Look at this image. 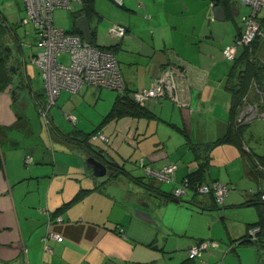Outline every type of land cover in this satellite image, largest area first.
Masks as SVG:
<instances>
[{
  "label": "crops",
  "instance_id": "obj_1",
  "mask_svg": "<svg viewBox=\"0 0 264 264\" xmlns=\"http://www.w3.org/2000/svg\"><path fill=\"white\" fill-rule=\"evenodd\" d=\"M108 1L113 0L95 1V13L88 22L92 34L96 32L97 45L116 46L114 54L127 88L144 89L167 66H172L182 72L181 102L169 97L154 100L148 108L156 117L123 118L106 125L102 132L109 143H94L103 149V162H114L118 167L109 165L107 175L96 178L86 167L89 151L77 133L85 131L88 125L85 116L77 114L82 105L71 101V92L62 90L56 108L50 107L47 120L43 117L44 95L36 86V77L41 76L31 62L37 53L35 28L33 44L28 45L23 18L9 22L0 14L1 56L11 77V84L0 90V264H181L189 258V248L197 240L209 239L195 225L196 239L184 243V225L178 224L182 234L173 232L176 228L169 221L168 227L164 225L162 214L166 209L162 206L176 203L166 202L165 191L138 182L125 162L144 157L153 168L177 163L175 186L197 168L192 155L190 159L188 155L184 157L191 154L188 139L206 143L226 133L231 102L226 83L233 62L224 57L223 48L245 31L243 18L251 14V9L234 0L236 4L230 10L223 8L225 20L220 22L215 19L211 0H124L123 6L117 5L119 11L108 7ZM115 24L126 26L125 38L108 33ZM25 46L35 51L29 53ZM59 60L68 64V54L61 55ZM85 91L92 93L98 103L108 97L110 109L118 95L108 89ZM58 110L63 111L64 121ZM69 114L76 117V127L69 121ZM243 124L249 125L244 134V149L264 157V149H257L264 148L261 138L251 131V123ZM132 144L138 158H128ZM214 154L218 160L223 157V164L219 169L214 155L212 168L218 167V173L211 179L228 184L230 194L242 192L244 184L251 180L264 188L262 180H254L237 146L223 144ZM226 154L232 158L227 164ZM123 165L124 170L119 168ZM82 189L91 191L64 208ZM251 197L247 195V200H243L241 194H236L228 208H256ZM187 199V208L196 206L190 202L191 196ZM221 206H226V200ZM197 207L202 212L216 211ZM137 210L151 214L156 224L146 221ZM59 215L63 217L60 224L55 220ZM245 224V233L239 236L245 235L253 223ZM49 231L63 238H49L50 253L45 252L44 242ZM227 236L229 243L240 238L230 230ZM239 247L237 259L226 257L223 245L206 251L196 259V264H216L223 255L224 262L218 264L263 261L264 252L251 246Z\"/></svg>",
  "mask_w": 264,
  "mask_h": 264
},
{
  "label": "built area",
  "instance_id": "obj_2",
  "mask_svg": "<svg viewBox=\"0 0 264 264\" xmlns=\"http://www.w3.org/2000/svg\"><path fill=\"white\" fill-rule=\"evenodd\" d=\"M24 4L25 17L22 24H32L36 33V47L38 51L32 56L31 62L41 72L44 81V87L48 95L46 109L53 106L62 90L71 93H78L84 86H91L99 89H109L123 91L126 88L120 64L116 56L108 51L101 50L86 43L84 39L76 34L56 28L54 24V12L57 8L77 7L83 0H22ZM118 6H123L124 0H113ZM242 4L251 9V14L244 16L245 31L238 36L232 44L226 45L223 49L224 57L232 62L235 61L239 51L244 46L251 45L256 38H264V30L257 20V15L264 10V0H240ZM214 8V6H213ZM109 33L119 39L127 35V28L121 24H115ZM68 54L69 63H63L59 57ZM182 72H179L172 66H167L159 76L151 80L148 88L134 93V98L140 105H145L149 101L163 98H171L180 103L179 78ZM256 87L257 85L254 84ZM259 91V90H257ZM45 108L41 110L43 117L47 120L48 115ZM261 111L259 104L245 101V106L238 118L239 123H252L257 119V113ZM68 119L75 124L77 119L69 114ZM264 119V113H261ZM104 142L108 139L104 135L99 136ZM144 166V160H140ZM258 164V170H264V166ZM178 165L169 164L159 170L145 168V172L160 183H171L177 173ZM187 181L182 187H178L176 195L186 194ZM264 189V188H263ZM203 193L212 192L217 203L223 204L230 193L228 185L215 182L211 186H204ZM264 200V191L262 192ZM58 224L63 222L62 216L55 218ZM259 229L250 230L251 236L257 235ZM49 238L61 241L60 234L49 231L44 238L45 252H51L47 245ZM220 244L213 239L195 242L188 251L190 259H200L209 249H218Z\"/></svg>",
  "mask_w": 264,
  "mask_h": 264
},
{
  "label": "trees",
  "instance_id": "obj_3",
  "mask_svg": "<svg viewBox=\"0 0 264 264\" xmlns=\"http://www.w3.org/2000/svg\"><path fill=\"white\" fill-rule=\"evenodd\" d=\"M95 1L96 0H83L82 4L80 6H77L78 9L73 11V27L71 30L66 31L67 33H73L83 38L82 34L79 32V30L76 27V21L81 16H84L87 18V20H89L88 18H90L95 13ZM211 1L214 4V6H217V5L221 6L225 10L226 9L230 10V8H232V6L236 4L234 0H211ZM259 22L264 30V23L262 21H259ZM92 40H93V43H92L93 47H96L101 50L108 51L114 54L116 50L115 49L116 46H100L96 44V32H93ZM1 52H2V49L0 48V90L6 88L8 85L11 84V77L5 65L6 61L1 56L2 55ZM232 62H233L232 63L233 71H231V75L226 83V89L231 95V102H230V108H229V123H228L227 131L223 136L215 139L212 142L197 143V142H193L191 139H188L187 145L189 146L190 148L189 151L191 155L193 156L192 162H195L197 164V168L188 172L184 176V178H182V180L179 181V183L174 186L172 191L164 192L166 195V198H165L166 202H175L177 204H182V203L187 202L185 201L184 198L189 195L191 196L190 202L192 204L199 206L201 208H204L206 210H217L219 209L221 205L224 204L223 203L219 205L212 192L210 193L202 192V189L204 186H211L213 183L219 182V181L211 179V172L213 170L212 167L214 165L213 163V157L215 155L214 151L223 144H233L237 146L244 160L250 166V171H251V174L254 180L256 179L257 181L264 180V173L258 170V164H257V161H258V163L264 166V157L258 156L257 154L253 152L252 149L249 152H247L244 149V142H245L244 134H245V131L248 129L249 125L241 124L238 121V118L245 106V101H248L250 103H257L259 104V109L261 111L264 110V103L263 104L261 103V101L264 100V95L262 94L264 92V38H260V37L256 38L255 41L251 45L244 46L243 48H241L235 61H232ZM40 76L42 78L41 72H40ZM254 84L258 86V89L260 91L252 92V90L254 89L253 88ZM84 87H91V86H84ZM141 90L142 89L132 91L128 89L127 86L123 91L115 90L118 95L111 109L104 116L101 123L90 132H85V131L77 132L78 134L79 133L81 134V135L79 134L80 136H82L80 142L89 151L88 152L89 156L91 154V155H94L96 158L100 159L101 161H104L102 160L103 156L101 155L102 153H104L103 149H101V147L99 146H96L94 142L99 141L103 143H109V138L102 132V130L104 129L106 125H108L112 121L113 122L118 121L123 118H147L149 119V118L156 117V114H152L150 112V109L148 108V104L151 101L147 102L145 105L142 106L139 103H137V101L135 100L134 93L137 91H141ZM45 94L47 96L46 97L47 101H45V104L47 105L48 103L47 91L45 92ZM44 108L46 109V107ZM48 110H50V108L46 109L47 114L49 113ZM76 124L77 122L74 124L75 127H76ZM100 135H104L108 139V141L107 142L102 141L99 137ZM141 159L144 160V166L140 164ZM129 162H132V161H130L129 159L125 163H129ZM134 164H136V166L138 165V167L143 169L144 172H145V168L159 170L162 167L169 165L167 164L160 168H153L144 157L138 159L136 162L134 160ZM170 164H177V163H170ZM109 165H113L114 167L115 163L109 162ZM115 167L117 168L118 166L116 165ZM119 168L124 170V165ZM178 170H179V165H178ZM144 177L148 178L150 182H146L143 180V178H140V177H137L136 180L140 183H144V184L146 183V186L152 189H157L163 192L162 189H160V187L158 186L159 182L155 180L152 176L148 175L145 172ZM185 181L188 182L187 188L185 190L186 194H182L179 196L176 195L175 193L176 190L178 189V187H182V185L185 184ZM173 183H175V180H173ZM90 191L91 190H85V189L80 190L79 193H77V195L70 202L64 205V208H67L71 206L72 204L82 200L83 197ZM263 191L264 189L259 190V192L257 193H255L253 190L249 192V195L252 196L251 197L252 199L250 200V202H254L255 205L257 206L256 208L258 209V212H259V220L256 223H253L249 226L248 232L245 235L241 236L240 238L236 240L231 241V243L229 244L230 248L226 250L225 256L228 254V252L231 249H232L231 251H234L239 246H251V247L256 248L259 251L264 252V200H262V196H261ZM202 196H205L208 198L207 203H204V202L202 203V200H201ZM256 228L259 229V232L257 233V235L251 236L249 234L250 230L256 229ZM203 240H207V239H199L197 241L199 242ZM263 262H264V258H263ZM181 264H196V259L188 258Z\"/></svg>",
  "mask_w": 264,
  "mask_h": 264
},
{
  "label": "rangeland",
  "instance_id": "obj_4",
  "mask_svg": "<svg viewBox=\"0 0 264 264\" xmlns=\"http://www.w3.org/2000/svg\"><path fill=\"white\" fill-rule=\"evenodd\" d=\"M107 4L109 5L108 7H112L113 10H118L119 11V7L112 1H108ZM244 5V4H243ZM112 10V11H113ZM73 11H75V7H72V10H69L68 8H57L54 12V24L56 26V28L63 30V31H69L72 29L73 27ZM246 11H248L249 14V9L247 8ZM0 14L5 17L9 22H16L19 19H22L25 17V10H24V4L22 0H0ZM258 20L262 21L264 23V10L259 12L258 15ZM3 21V20H2ZM0 21V22H2ZM5 24V23H4ZM104 27L107 26V23L104 22ZM33 25L32 24H28L25 25V27L23 26V31H25V39H26V43L28 45H32L33 44V40H34V32H33ZM112 28V27H111ZM110 28V29H111ZM230 28L233 29L234 25L233 23L230 25ZM110 29H108V33L110 31ZM26 44V45H27ZM36 46V45H35ZM27 48V46H25ZM38 48H35V50ZM34 49H32V47H29V49L27 48V51L29 53L35 51ZM31 66V64H30ZM32 67V66H31ZM31 70H34V68H31ZM35 71V70H34ZM36 80H38V83L36 84V86H40V93L44 95L43 99L44 101H47L46 99V90L44 89V82L42 80L41 77H36ZM88 89H93L91 87H85L82 91L78 92V93H71L73 96L72 98V102H76V103H80L81 109L77 110V114H82L85 116V121L88 123V125L86 124V128L85 131H92L96 126H98L102 119L104 118V116L108 113L110 106H109V98L108 97H104L103 100H100L98 103V100H96V98H94V95L88 94L89 92L86 93L85 90ZM96 90V89H94ZM99 90V89H97ZM65 91V90H63ZM96 94L99 93V91H94ZM115 92V91H114ZM46 99V100H45ZM69 101V100H68ZM98 103V104H97ZM108 103V106H106ZM45 104V102H44ZM106 104V105H105ZM46 105V104H45ZM55 106V107H54ZM52 108L55 109L56 108V104L54 105ZM59 106V105H58ZM106 106V107H105ZM108 107V108H107ZM59 111V110H58ZM60 114V118H62V120L64 121V117L62 115L63 111H59ZM261 113H264L263 111H259L257 113V119H255L252 123H251V131L254 132L257 136V138H261V142L264 143V119L261 117ZM69 126L70 123H68ZM155 125V123H153V126ZM72 129L74 128L73 126H71ZM79 129H81L79 127ZM132 148V152L131 154L128 155L131 157H136L138 158V154L134 152V144L131 145L130 150ZM258 150H263L264 148H257ZM134 152V153H133ZM187 153V152H186ZM264 153V152H263ZM230 154V153H228ZM226 154L228 157L227 159H225L226 164L228 161H231V156ZM188 155L187 159L191 158V154H184V157ZM220 155V153H219ZM216 161H217V165L219 166V169H221V165L223 164V157L219 156V160H218V155H215ZM134 159V158H133ZM131 160L132 162H129L127 164V169H129V171L136 177H140L143 178L144 181L146 182H150V180L145 176V172L143 169H141L140 167H138V165L136 166V164H134V160ZM179 162H181V160L178 159ZM185 161V160H184ZM258 163V161H257ZM184 164V163H183ZM182 164V165H183ZM216 166V165H215ZM185 168V167H183ZM224 172V170H222ZM260 172L264 173V170H259ZM218 173V167H214L212 172H211V178H215L216 175ZM225 173L228 175V172ZM210 179V178H209ZM262 184L264 183V180H262L261 182ZM158 186L160 187V189H162V191L165 192H170L173 190L174 188V183H160L158 184ZM263 185L259 184L258 187V183L255 181H248V183H246V185L244 184V188H242V192L239 193V191H234L232 192L228 198L226 199V206H220L218 210L216 211H207V212H202L201 210H199V208L197 206H193V208H187L185 203H182V205L180 204H173L169 205L167 208L165 206H162L166 209V211L162 214L163 215V220L162 222L164 223V225H166L168 227V221L170 222V224L172 225V227H175L176 229L173 231L177 234H182L180 231L182 229H178V224L184 225L185 228L183 229L185 232L183 233H187L186 237H183L181 239H183L184 243H192L194 241V239H196V234L194 233V228L196 229L195 225H199V233L200 234H205L206 237H209V239H213L219 242L220 246L225 245L226 248L224 249V253L226 252V250H228L230 248L229 246V238L227 236L229 230L232 231V233L234 235H237L238 237L241 233H245V221L250 224V223H254L256 221H258L259 217H258V209L256 210L255 207L249 206V207H243V208H239V209H231L228 208V204L231 201L232 198H234L236 196V194H241L242 195V199L243 200H247V195H249V192L251 190H253L255 193L259 192V190L262 189ZM189 196V195H188ZM188 196H186L184 199L185 201H188L189 199ZM205 199H207V197L202 196L201 200L203 202H205ZM201 209V208H200ZM196 211L198 212H202L201 214L196 215ZM236 214H238L236 216ZM160 218L161 215H160ZM243 235V234H242ZM234 236V237H237ZM236 239V238H234ZM238 239V238H237ZM240 247H238L237 249H235L234 251H229L228 254L226 255V257H234L237 259V255H238V250ZM177 256V255H176ZM224 257V255L221 257V259L218 260V263H223L224 259L222 260V258ZM176 260L178 261L179 258H176ZM178 263V262H176ZM260 264H264L263 261H261Z\"/></svg>",
  "mask_w": 264,
  "mask_h": 264
},
{
  "label": "water",
  "instance_id": "obj_5",
  "mask_svg": "<svg viewBox=\"0 0 264 264\" xmlns=\"http://www.w3.org/2000/svg\"><path fill=\"white\" fill-rule=\"evenodd\" d=\"M214 16L215 19L223 22L225 20V12L223 7L221 6H214ZM76 27L79 30V32L82 34L83 39L86 43L92 45V30L90 27V24L86 17L81 16L76 21ZM85 164L88 170L92 171V174L96 178L104 177L108 173V166L107 163L101 161L100 159L96 158L94 155H91L87 157L85 160ZM138 214H140L146 221L150 223L156 224V222L152 219L151 214L146 212H139L137 210Z\"/></svg>",
  "mask_w": 264,
  "mask_h": 264
},
{
  "label": "flooded vegetation",
  "instance_id": "obj_6",
  "mask_svg": "<svg viewBox=\"0 0 264 264\" xmlns=\"http://www.w3.org/2000/svg\"><path fill=\"white\" fill-rule=\"evenodd\" d=\"M253 88H254V89L252 90V92L259 90V89H258V86H256V87L254 86ZM259 91H260V90H259ZM261 93H262V92H261ZM262 94L264 95V92H263ZM263 95H262V96H263ZM261 103L263 104V103H264V100H262Z\"/></svg>",
  "mask_w": 264,
  "mask_h": 264
},
{
  "label": "bare ground",
  "instance_id": "obj_7",
  "mask_svg": "<svg viewBox=\"0 0 264 264\" xmlns=\"http://www.w3.org/2000/svg\"><path fill=\"white\" fill-rule=\"evenodd\" d=\"M191 185V184H190Z\"/></svg>",
  "mask_w": 264,
  "mask_h": 264
}]
</instances>
